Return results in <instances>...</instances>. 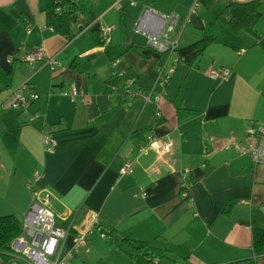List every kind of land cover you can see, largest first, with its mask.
Returning a JSON list of instances; mask_svg holds the SVG:
<instances>
[{"label": "crops", "instance_id": "obj_1", "mask_svg": "<svg viewBox=\"0 0 264 264\" xmlns=\"http://www.w3.org/2000/svg\"><path fill=\"white\" fill-rule=\"evenodd\" d=\"M74 1L83 18L73 30L88 28L70 40L48 27L45 0H0V217L21 221L38 189L50 194L63 227L80 226L87 214L112 232L111 243L90 238L89 252L74 253L69 264H233L255 258L252 231L264 228V165L242 151L250 127L264 123V0L259 37L225 31L194 66L175 63V54H146L158 53L138 26L151 34L158 16L176 14L168 39L181 49L200 40V30L224 6L253 0ZM110 25V42L98 44L101 28ZM38 48L59 64L56 71L25 61ZM163 66L175 71L159 103L142 97L125 103L130 84L146 95L159 93ZM211 69L231 74L213 79L207 76ZM74 85L84 92L75 103L60 95ZM22 87L39 99L30 108L12 109L10 96ZM150 134L172 140V153H140ZM126 161L133 173L121 176ZM184 183L191 201L180 193ZM124 240L166 249L176 261L154 263L152 254L149 261L133 259L117 247ZM0 259L28 264L13 251ZM254 264H264V255Z\"/></svg>", "mask_w": 264, "mask_h": 264}, {"label": "built area", "instance_id": "obj_2", "mask_svg": "<svg viewBox=\"0 0 264 264\" xmlns=\"http://www.w3.org/2000/svg\"><path fill=\"white\" fill-rule=\"evenodd\" d=\"M134 5L135 2L131 1ZM117 5V3L115 4ZM198 8V3L195 4L190 12H194ZM79 20L83 17L78 16ZM159 25L157 31L149 34L144 27V24L138 26V31H142V34L148 36L150 40V46L154 52L158 54H169L170 56L175 54V63L180 62L178 56L179 44L178 41H171L169 38L170 33L177 27L178 17L176 14L167 18L166 16H158ZM84 29L88 27H84ZM114 26H104L101 28L102 42L108 44L110 42L111 33L114 31ZM52 31L53 29L50 28ZM26 62H41L48 65L52 71H56L59 64L54 58L46 57L43 48H38L34 52H30L25 57ZM175 71L174 67L166 69L163 66L160 69L158 80L155 87L160 86L162 90L159 93H154V89L150 94L146 95L132 85H127L124 93V101L128 104L131 99L142 97L145 103L152 104V101L159 103L162 99L165 91V86L169 82ZM231 74L229 70L222 69H211L208 72L210 78L213 79H227ZM83 90L77 85H74L68 91H62L60 95L68 98L71 102L75 103L79 99L82 100L84 97ZM155 94V95H154ZM39 96L31 91H26V87H22L15 90L10 96L8 106L12 109H27L30 108ZM160 111L158 112V115ZM147 145L140 149V153L147 151H153L158 158H163L166 155L172 153L174 143L170 139L162 140L156 136L149 135L147 138ZM248 146L242 152L249 154L256 164L264 165V123L254 124L248 130ZM44 143L48 145L47 150L52 151L54 148V142L49 136H44ZM133 163L130 161L124 162L120 175L126 176L133 173ZM35 176L39 178L40 173L35 172ZM188 183H184L182 187H186ZM186 194L184 195V197ZM32 201L29 208L23 214L20 221L22 232L20 236L16 237L11 245L13 253L17 256L22 257L29 264H69L68 260L73 256L74 253L84 250L86 253L89 252L88 242L89 239L95 235H100L106 240L108 235L105 232L106 228L97 222L95 219H91L87 214L84 215L81 225L74 226L69 224L67 227H63L58 223L57 216L51 207V196L44 190L33 189L32 190ZM264 210V204H263ZM74 231L72 236V247L69 251L64 253V243L69 237L70 233ZM154 263H158L159 260L155 259ZM0 264H6V261L0 259Z\"/></svg>", "mask_w": 264, "mask_h": 264}, {"label": "trees", "instance_id": "obj_3", "mask_svg": "<svg viewBox=\"0 0 264 264\" xmlns=\"http://www.w3.org/2000/svg\"><path fill=\"white\" fill-rule=\"evenodd\" d=\"M262 0H253L246 3H230L222 8L217 14L213 24L207 28L200 30V40L195 43L179 48L178 56L180 63L194 66L199 61L210 45L224 36V32L228 31L233 34L249 33L251 36L259 37L256 31V26L261 18ZM45 10L48 27L52 28L55 33L72 40L82 28L73 30L80 14L78 5L74 0H45ZM103 44V42H97ZM189 183L186 187L181 188V194L185 195L186 201H191L189 195ZM229 209L225 211L228 214ZM22 228L20 221L14 216L0 217V254H9L12 252L11 245L16 237L20 236ZM108 235L107 241L111 243L112 233L110 230H105ZM252 250L255 258L248 261V264L254 262L264 255V228H253L252 231ZM120 250L133 259L144 258L149 261L148 254H152L161 260H169L175 262L174 258H170V252L166 249L158 248L151 243L139 241L137 244H131L125 240L117 246ZM148 251L144 255V251ZM153 262V261H152ZM247 262V261H246ZM238 264V263H233Z\"/></svg>", "mask_w": 264, "mask_h": 264}, {"label": "water", "instance_id": "obj_4", "mask_svg": "<svg viewBox=\"0 0 264 264\" xmlns=\"http://www.w3.org/2000/svg\"><path fill=\"white\" fill-rule=\"evenodd\" d=\"M98 28H99V26L97 25L94 28H92L93 29L92 31L98 30ZM146 54L151 55V56H154L155 58L159 56V54H155V53H153L151 51L146 52ZM238 264H248V262L244 261V262H240Z\"/></svg>", "mask_w": 264, "mask_h": 264}, {"label": "rangeland", "instance_id": "obj_5", "mask_svg": "<svg viewBox=\"0 0 264 264\" xmlns=\"http://www.w3.org/2000/svg\"><path fill=\"white\" fill-rule=\"evenodd\" d=\"M98 239L99 240H103V237H101L100 235H98ZM107 241V240H106ZM104 242V241H103Z\"/></svg>", "mask_w": 264, "mask_h": 264}]
</instances>
